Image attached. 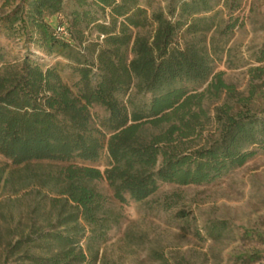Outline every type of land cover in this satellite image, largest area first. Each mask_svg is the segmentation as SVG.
<instances>
[{"label":"trees","instance_id":"16d2710c","mask_svg":"<svg viewBox=\"0 0 264 264\" xmlns=\"http://www.w3.org/2000/svg\"><path fill=\"white\" fill-rule=\"evenodd\" d=\"M240 7L241 0H166L164 7L155 0H19L0 16V38L26 51L9 58L0 44V156L14 169L58 168L38 183L61 197L52 202L64 229L38 236L49 255L31 264H94L80 240L89 232L88 241H103L118 219L93 181L104 179L121 204L125 196L142 202L158 183H210L264 153V92L253 86L236 94L215 73L207 41L241 25ZM31 47L67 61L70 82L64 66L40 63ZM259 53L264 63V45ZM251 73L264 87V66ZM223 91L226 101L208 116L205 94ZM94 107L106 116L94 121ZM206 125L212 133L192 150L189 141L201 140ZM103 151L110 160L103 172L68 164L94 163Z\"/></svg>","mask_w":264,"mask_h":264},{"label":"rangeland","instance_id":"374dc122","mask_svg":"<svg viewBox=\"0 0 264 264\" xmlns=\"http://www.w3.org/2000/svg\"><path fill=\"white\" fill-rule=\"evenodd\" d=\"M19 0H0V16L16 7ZM164 7L166 0H155ZM93 9V8H92ZM69 8L65 12H69ZM237 16L241 25L227 36L210 33L207 41L215 54V73L235 93L247 96L251 87L264 92L262 82L252 80V70L264 66L257 58L264 45V0H241ZM226 18V14H224ZM64 20V16H59ZM107 20V19H106ZM91 38L96 34L91 33ZM8 57L23 56L13 43ZM30 54L42 64H60L65 80H71L67 61L59 56H44L34 47ZM70 82V81H69ZM208 84L196 88L204 92ZM227 99L205 94L203 108L212 117ZM94 121L106 116L104 110L90 111ZM206 125L201 140L189 141L193 149L212 133ZM156 130L150 129V132ZM68 164L87 166L103 172L110 166L106 151L94 162L74 159ZM48 164L14 169L0 156V264H31L30 258H45L48 251L36 239L42 234L64 229L59 224L58 208L52 200L61 197L43 188L38 180L44 173L55 172ZM90 185L106 198V208L117 222L104 240H87L86 232L78 244L94 264H264V153L258 152L243 166L234 168L213 182L179 186L158 183L157 191L142 202L126 197L119 203L104 179ZM223 226L220 233L212 228ZM30 240H35L31 242ZM249 255L251 258H247Z\"/></svg>","mask_w":264,"mask_h":264}]
</instances>
